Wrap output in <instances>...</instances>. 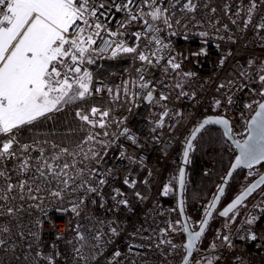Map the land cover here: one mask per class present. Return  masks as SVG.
<instances>
[{"label": "built area", "instance_id": "built-area-1", "mask_svg": "<svg viewBox=\"0 0 264 264\" xmlns=\"http://www.w3.org/2000/svg\"><path fill=\"white\" fill-rule=\"evenodd\" d=\"M104 2L110 4L111 0H104ZM175 2L176 0H161V6H167L169 9L170 19L173 23L172 29H168L162 21L155 22L161 28L160 39L169 45V48L161 53L164 60L160 65L153 67L142 64L132 55L133 70L131 69L120 76L116 84H110L102 78L93 77V89L102 86L111 87L114 90L119 88L121 91L119 103L127 108L120 117L119 121L122 120L123 123L119 124L118 131H114V123L111 124L108 131L119 135V132L127 127L137 138V144L133 145L123 136H119L118 139H114L112 136L100 137L101 139L114 140V143L109 144L108 154L99 166L102 172L107 169H111L112 172V175L107 176L108 183L102 188L103 195L86 194L84 196L85 203L80 209L81 214L76 217L70 210L61 214L56 209H70L71 202L78 200L80 193H65V200L61 202L49 197L47 191H42L41 195L45 197L44 203L41 208H35L31 206L36 203L35 201L27 198L20 199L17 193L13 192L11 195L16 199H10L8 204L19 210L9 217L4 214L3 208H0V225H7L11 229L8 234H0V238L7 241L3 247H0V264H47L46 260L38 256L37 253L42 255L57 254L55 255L56 264H108L116 249L122 253L119 258L120 264L182 263V258L186 255L185 232L178 206L177 180H173V177H178V173H168L167 167L169 164L177 162L189 136L199 122L207 116L227 118L231 124L233 138L237 141H243L246 138L248 122L257 108L256 105H253V109L250 110L245 107V104L253 100L260 102L264 100L256 94L264 87L259 81V75L264 74L260 71L261 67H264V31L254 28V25L264 17V0H258L253 23L247 29L244 27L246 13L241 12L239 16L234 13L246 6L249 0H195L198 7L194 14L181 10L180 5L184 0H180L173 10L172 4ZM225 3L231 5V14L225 13ZM212 7L217 9L215 13L210 11ZM111 15L114 18L110 22L103 18L102 22L106 23L109 29L116 31L125 15L115 12ZM233 19L237 21L236 24L231 23ZM177 20H179V24L176 23ZM224 25L228 26L227 31L224 29ZM119 31L124 33L122 39L131 46L135 41L132 33L143 32L144 26L137 21L119 29ZM201 32H207L208 36H201ZM147 43L146 39L141 38L140 49L143 50ZM97 44H100L99 40H97ZM155 47L158 46L149 45L150 50H155ZM202 49L206 51V55H194L200 53ZM229 52L231 55L228 54ZM170 56H175L176 61L181 63V69L178 72L169 70L165 73L163 71ZM108 57H110V52H106L102 56L97 55L95 58L105 59ZM222 60L223 64H221ZM249 61L252 63L250 64ZM85 68L91 72L89 64H85L82 71ZM140 68L144 69L145 78L150 80L156 88L157 99L161 91L169 95V100L162 102L170 109L169 117L165 118V126L157 128L155 132L152 129L156 127V122L160 118L161 107L159 104L149 105L140 99L136 101V104L139 105L137 107L132 103L123 102L124 82H138L137 69ZM185 72H191L193 75L185 77L183 75ZM177 83L182 85L181 89L175 87ZM220 84H224L225 87L219 88ZM129 87H131V83ZM132 90L139 91L137 88ZM181 91L188 95L178 96ZM229 96L233 101L230 105L227 103ZM217 100L221 101L219 107H215ZM89 101L108 103L113 100L105 90L85 101L77 100L67 104L60 111H54L30 125L21 126L15 132L16 140L21 145H32L35 149L25 155L34 160L40 155L39 148L41 147L46 156L51 155L54 151L51 148L52 144L74 149L77 142L84 137L74 141L68 140L67 137L70 135V130L76 133L77 127L84 130L82 122L76 117L79 124L74 125L70 130H65L59 126H50L48 121L72 105H85ZM97 107L102 110L106 108V106ZM176 113H181V115L177 116ZM3 138L0 136V139ZM96 148L101 152L104 151L99 146ZM120 151L126 153L125 157L119 156ZM228 151L232 154L236 153V149L230 143H228ZM128 157H134L136 162L133 163ZM15 165L16 161L14 160L4 161L0 165L11 176V183L15 184L21 178L32 179V171L21 177L17 174ZM202 165L205 172L212 168L210 163ZM90 167H96V165L91 164ZM262 169V167H254L247 170V174L253 180L262 172ZM250 172L251 175H249ZM126 177L137 182L134 189L123 184ZM145 180H147V184L144 183ZM165 185H169L173 189L167 196L163 195ZM4 186L5 180L0 178V188ZM32 186L36 187L37 185L33 184ZM46 187L54 189L56 184L52 182ZM113 188H119L125 193L124 198L129 201L128 207L121 205L117 208L115 206L116 201L112 199L111 195ZM136 192H139L143 199H139L135 195ZM4 203L0 200V205ZM244 207L246 209L243 210L244 217L240 228L229 236L230 244L224 243L222 246L221 264H264V187L250 197ZM174 209L175 211H173ZM44 212H47V216L44 215ZM253 217L259 219L255 224L248 225L246 220ZM37 221L42 223V227L37 226ZM101 222H103V226H101ZM113 222L115 223L113 224ZM77 223L83 227L84 234L88 237H91L97 229H100L101 234L107 233L100 246L99 254L86 247L82 249V255L88 259L81 262L74 259V245L76 244L74 237L76 234L69 228L70 225L74 226ZM170 223L177 230L174 232L169 230L164 238L171 240L172 244L177 247L173 249L171 245L167 244H163L159 248L155 247L161 239V230L168 228ZM109 226H115L120 233L119 236L112 237L108 231ZM250 232H255L260 240L253 242L246 238L241 239V237H247ZM30 233H36V236L30 235ZM58 236L61 239H57ZM149 237L151 239H148ZM90 243L95 245L96 242L90 241ZM130 244L141 245L135 250L137 254L133 255L127 252V246Z\"/></svg>", "mask_w": 264, "mask_h": 264}, {"label": "snow or ice", "instance_id": "snow-or-ice-1", "mask_svg": "<svg viewBox=\"0 0 264 264\" xmlns=\"http://www.w3.org/2000/svg\"><path fill=\"white\" fill-rule=\"evenodd\" d=\"M179 2L180 0H176L172 4L173 10ZM180 7L183 12L194 14L198 5L195 0H184ZM257 7L258 0H249L246 6L234 13L237 16L241 12L246 13L245 29L253 23ZM210 11L215 13L217 9L212 7ZM224 11L231 14V5L225 3ZM114 12L125 15L116 31L109 29L106 23L102 22V18L110 22L114 18L111 15ZM137 21L142 23L144 31L132 33L135 41L129 46L122 39L124 33L119 29ZM156 21H162L168 29L173 27L169 9L167 6H161V0H111L110 4H106L104 0H0V136L4 137L0 139V165L4 161L14 160L16 161L17 174L21 177L30 171L33 172L31 180L21 178L14 184L10 182L11 176L4 168L0 167V178L5 180V186L0 188V200L5 202L0 205V208H3L4 214L11 217L19 210L8 204L10 199H16L11 195L13 192H16L20 199L27 198L35 201L36 203L31 205L35 208H41L44 203L45 197L41 195L42 191H47L49 197L61 202L65 200V193H80L79 199L71 202L70 209H56L61 214L70 210L76 217L81 214L80 209L85 203L84 196L86 194L103 195L102 188L108 183L107 176L112 175V172L111 169L102 172L99 166L108 154L109 144L114 143V140L101 139L100 137L112 136L114 139H118L119 136H123L133 145L137 144L135 134H132L127 127H124L119 135L108 131L112 123H123L122 120L117 121L112 118L111 107L103 110L97 106L88 109L78 108L75 116L82 122L86 132L85 137L77 142L74 149L52 144L51 148L54 151L47 156L41 147L39 148L40 155L34 160L25 155V153L35 150L34 147L28 144H19L15 132L21 126L30 125L38 119L46 117L49 113L60 111L67 104L77 100L85 101L105 90L114 102L121 101L119 88L114 90L111 87L102 86L93 89L92 72L86 68L82 71V68L85 64H94L95 57L102 56L106 52H110L112 59L121 54L133 55L142 64L153 67L160 65L164 60L161 53L168 49L169 45L160 39L161 28L155 23ZM176 23L179 24V20ZM231 23L236 24L237 21L233 19ZM254 28L264 31V17L254 25ZM224 29L227 31L228 26L224 25ZM172 34L174 35V33ZM200 35L208 36V33L201 32ZM118 37L120 38L118 39ZM141 38L148 42L143 50L139 45ZM97 40L100 41V44H97ZM149 45L158 47H155V50H150ZM206 54V51L202 49L200 53L194 55ZM228 54L231 55L230 52ZM249 63L251 64L252 61ZM221 64H223V60ZM180 69L181 63L176 61L175 56H170L163 71L165 73L169 70L178 72ZM260 71L264 72V67H261ZM137 72L139 73L138 82H124L123 102L132 103L137 107L139 105L136 104V101L140 99L149 105L159 104L161 107L160 118L156 122V127L152 129L155 132L157 128L165 126V118L169 117L170 109L165 103H162L169 100V95L161 91L157 99L156 88L150 80L145 78L144 69H137ZM183 75L190 77L193 73L185 72ZM259 81L264 86V74L259 75ZM130 83L131 87H129ZM175 87L181 89L182 85L177 83ZM218 87L224 88L225 85L220 84ZM133 88H137L139 91H133ZM256 94L264 98V87ZM181 95L187 96L188 93L181 91L178 96ZM232 102L231 96L227 97V103L230 105ZM220 104L221 101L217 100L215 107H219ZM253 105H256L257 110L247 125L251 135L243 143L235 141L239 155L235 157V162L231 165L233 170L240 167L251 169L254 165L264 162V102L253 100L245 104V107L251 110ZM175 115L180 116L181 113ZM210 124L223 126V135L230 140L233 138L231 124L227 118L217 116L205 119L191 134L187 148L183 153L185 164L188 163L192 141L196 139L197 133ZM96 128L103 131H93ZM96 146L104 151L97 150ZM125 155L124 151H120L121 158ZM69 157L71 159H68ZM128 158L133 163L136 162L134 157ZM91 164H95L96 167H90ZM231 174V172L228 173L229 176ZM185 175V170L182 167L179 169L178 177H173V180L178 181L181 189L185 185ZM52 182L56 184L54 189L46 187ZM136 183L135 180H130L127 177L123 180L124 185L133 189L136 187ZM144 183L147 184V180ZM33 184L37 186L33 187ZM262 184H264V175L260 176L259 180L248 187L241 196H238L220 215L227 217L229 212L240 205L249 193ZM172 191L173 189L169 185H165L163 195L167 196ZM220 191L223 193V188ZM111 195L112 199L116 201L117 208L121 205L129 206L128 199L124 198L125 193L119 188H113ZM135 195L139 199H143L139 192H136ZM179 210L183 214L182 201ZM44 215L47 216V212H44ZM208 215L210 216L211 213L209 212ZM258 219L257 217L249 218L246 223L253 225ZM177 223L180 222L177 221ZM207 223V219L203 220L198 231L189 233L187 244L184 245L188 256L192 255L195 241L203 235ZM37 226L42 227V223L37 221ZM101 226H103V222H101ZM69 228L76 234L74 237L76 241L74 259L78 262L86 261L88 257L82 255V249L86 247L99 254L100 246L107 233L101 234L100 229H97L91 237H88L84 234L83 227L79 223L74 226L70 225ZM169 230L174 232L177 229L171 223L168 228L162 229L161 239L155 247L159 248L163 244L171 245L173 249L177 247L172 244L171 240L164 238ZM108 231L112 237L120 234L115 226H109ZM183 231L188 232L186 221ZM10 232L11 229L7 225H0V234ZM30 235L36 236V233H30ZM245 238L253 242L260 240L255 232H250L247 237H241V239ZM57 239H61V237L58 236ZM220 239L225 244H230L228 235H223ZM90 241H95V245H92ZM6 242L5 239L0 238V247H3ZM139 247L141 245L130 244L127 246V252L135 255L137 254L135 250ZM211 247L215 250L217 245L213 243ZM37 255L46 260L47 264H56L55 255L57 254L42 255L37 253ZM121 256L120 250H114L108 264H120ZM188 256L182 258V264H190ZM214 259H218V257ZM207 264H213V260L209 259Z\"/></svg>", "mask_w": 264, "mask_h": 264}, {"label": "trees", "instance_id": "trees-1", "mask_svg": "<svg viewBox=\"0 0 264 264\" xmlns=\"http://www.w3.org/2000/svg\"><path fill=\"white\" fill-rule=\"evenodd\" d=\"M133 66L132 55L124 54L119 55L115 59L110 57L105 59L95 58V63L89 64L94 78H102L110 84H116L120 76L131 69L133 70ZM92 106H111L112 118L117 121L120 120V117L125 112V110H121L120 103L112 105L105 101H89L88 104L85 105L76 104L70 106L65 111L49 119L48 124L53 127L59 126L61 129L70 130L74 125L79 124L75 116L77 109L80 107L88 109ZM114 109L117 110V114L114 112ZM114 126V131H118L119 124L114 123ZM93 131L102 132L103 130L96 128ZM85 135V130H81L77 127L76 133L70 130V135H68L67 139L74 141L85 137ZM234 157L235 154L228 151V142L225 140L223 132L218 128L205 129L194 142L193 153L188 166V179L185 192L186 212L189 213L193 220L201 219L202 222L206 207L210 203L215 189L222 184ZM203 163H210L212 168L208 172H205L202 165ZM180 165L181 159L178 158L176 163L169 164L167 171H171V174H176L179 172ZM251 180L252 179L247 176V170L237 171L229 183L222 206L231 201L232 198L242 190L240 188ZM243 207L244 205L237 210L238 215L241 214ZM226 220L228 219L226 218ZM215 221L213 217L201 239L200 246L203 248H212L213 231L216 226V224H214ZM238 221V217H235L231 223L229 222L226 224V227L234 226Z\"/></svg>", "mask_w": 264, "mask_h": 264}, {"label": "water", "instance_id": "water-1", "mask_svg": "<svg viewBox=\"0 0 264 264\" xmlns=\"http://www.w3.org/2000/svg\"><path fill=\"white\" fill-rule=\"evenodd\" d=\"M262 102H264V100H263ZM256 110H257V109H256ZM256 110H255V111H256ZM254 115H255V112H254L253 115L251 116L249 122L251 121V119H252V117H253ZM209 117H217V116H207V117L203 118V119L199 122V124H200L201 122H203L205 119L209 118ZM249 122H248V123H249ZM199 124L197 125V127L199 126ZM197 127H196V128H197ZM207 128H218V129H220V130L223 132V126H221V125H215V124L206 125L205 128L201 130V132L197 133L196 139L192 141V149L189 150L188 163H187V164L184 163V155H183V154H182V158H181V165H180V168H182V167L184 168V170H185V174H186V175H185V185H184L183 189H181V188L179 187V184H178V181H177V199H178V206H179V207H180V203H181V201L183 202L184 212H183V214H181V212H180V214H181V222H182V226L184 225L185 221L187 222V226H188V232H185V231H184V232H185V244H184V245L187 244V241H188V238H189V233H190V232H193V233H194V232L198 231L199 228H200V225H199L198 228L193 229V228L191 227V225L189 224V221H188V218H187V212H186V208H185V203H184V194H185V187H186V182H187L188 166H189V164H190L191 155H192V153H193V145H194V142H195V141L197 140V138L201 135V133H202L205 129H207ZM247 128H248V127H247ZM194 131H195V130H194ZM194 131H193V132H194ZM191 134H192V133H191ZM249 135H251V133H250V131H249V129H248V133H247L246 138H245L243 141H238V142L243 143L245 140L248 139ZM232 137H233V136H232ZM190 138H191V135L189 136V138H188V140H187V142H186V144H185V147H184L183 153H184L185 149L187 148V143H188V141L190 140ZM224 138H225V140H226L228 143H230V144H232V145L234 146V148L236 149L235 157L238 156V155H239V149H237V148H236V145H235V141H237V140H235L234 138H232V139L230 140V139H228V137H226V136H224ZM235 157H234V159H233V161H232V164H234V162H235ZM232 164H231V165H232ZM254 167H264V162H261V163H259V164H256V165H254L252 168H254ZM239 170H249V169H248V168H244V167H240V168H237V169L233 170V169L231 168V166H230V168H229V170H228V172H227V174H226V176H225V178H224L222 184H221L220 186H218V189L216 190V193H215V195L213 196V198H212V200H211V202H210V205H209V207H208V209H207V211H206V213H205V215H204V218H203V220H205V219L208 220V223H207V226L205 227V231H204L203 235L199 238V240L195 241V247H194L193 250H192V255H191V256H188V251H187V249H186V255H185V256H188L189 261L191 260L192 256L194 255V253H195V251H196V249H197V247H198V245H199V243H200L202 237L204 236V234H205V232H206V230H207V228H208L210 222L212 221L213 217H214L216 214H217V216L220 217V218H228L230 215H232L234 212H236L240 207H242V206H243V205H244V204L250 199V197H252V196H253L258 190H260L261 188L264 187V184L259 185L255 190H253L251 193H249V194L245 197V199L243 200V202H242L240 205H237L236 208H234L231 212H229V215H228L227 217H225V216H221V215H220L221 212H223L226 208H228L229 205H231V204L236 200V198H237L238 196H241V195L245 192V190H246L248 187H250L253 183H255L256 181H258L259 178H260V176L264 175V170H262V172H261L256 178H254L253 180H251V181H250L245 187H243L242 190H240V192H239L235 197H233L231 201H229L227 204H225V206H222L223 199H224V197H225V195H226V192H227V189H228L229 183L231 182V180H232L234 174H235L237 171H239ZM229 172L232 173L231 176L228 175ZM178 174H179V172H178ZM221 188H223V193H221V191H220ZM217 197H219V199H217ZM209 212L211 213L210 216L208 215ZM203 220H202V221H203ZM200 224H201V223H200ZM181 264H182V263H181Z\"/></svg>", "mask_w": 264, "mask_h": 264}, {"label": "rangeland", "instance_id": "rangeland-1", "mask_svg": "<svg viewBox=\"0 0 264 264\" xmlns=\"http://www.w3.org/2000/svg\"><path fill=\"white\" fill-rule=\"evenodd\" d=\"M109 103L113 105V104H116L119 102L110 101ZM120 105H121L120 106L121 110L126 111V109H127L126 106H124L122 104H120ZM109 107H111V106H109ZM106 108H107V106H106ZM114 110H115L114 112L117 114L118 113L117 110L116 109H114ZM49 114H51V113H49ZM49 114H47V115H49ZM182 154H183V151L179 154L180 159L182 158ZM262 168H263L262 170H264V167H262ZM168 173H171V171H169ZM247 176H248V174H247ZM249 182H246L244 185L246 186ZM245 186H243V187H245ZM242 188H240V189H242ZM216 190H217V188L215 189L213 196L215 195ZM213 196H212V198H213ZM212 198H211V200H212ZM211 200H210V202H211ZM245 207H243V210L246 209ZM207 209H208V206L206 207L204 214L206 213ZM243 210L241 211V214H239V215H238L237 211L234 212L232 215H230L227 218L228 220H226V218L218 217L217 214L214 216V218L216 220L214 224H216V226H215V229L213 231L214 235H213L212 244L215 243L217 245V247L215 250H213L212 248H210V249L203 248L202 246H200V243H199L194 255L192 256V258L190 260V264H207V261L209 259L213 260V264H221V262H222V246H223L224 242L220 239V237H222L223 235L230 236V235H233L234 233H236L238 231V229L240 228V225L242 224L243 217H244V211ZM235 217H238L239 221L234 226H227L226 227V224L229 222L231 223L235 219ZM187 218H188L189 224L191 225V227L193 229H196L197 227H199L201 219L200 220H193L192 217L189 215V213H187ZM216 257H218V259H214Z\"/></svg>", "mask_w": 264, "mask_h": 264}]
</instances>
